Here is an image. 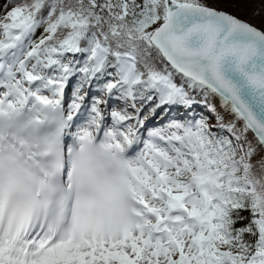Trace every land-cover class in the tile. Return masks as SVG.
I'll use <instances>...</instances> for the list:
<instances>
[{
  "label": "snow or ice",
  "instance_id": "snow-or-ice-1",
  "mask_svg": "<svg viewBox=\"0 0 264 264\" xmlns=\"http://www.w3.org/2000/svg\"><path fill=\"white\" fill-rule=\"evenodd\" d=\"M0 264H264V0H0Z\"/></svg>",
  "mask_w": 264,
  "mask_h": 264
},
{
  "label": "trees",
  "instance_id": "trees-1",
  "mask_svg": "<svg viewBox=\"0 0 264 264\" xmlns=\"http://www.w3.org/2000/svg\"><path fill=\"white\" fill-rule=\"evenodd\" d=\"M220 7L224 8L225 10L231 12L232 14L240 17L241 19H245V20L252 19V20L258 21V19H253V17H252L253 11L247 6V4L236 3L235 5H232V4L220 5Z\"/></svg>",
  "mask_w": 264,
  "mask_h": 264
},
{
  "label": "rangeland",
  "instance_id": "rangeland-1",
  "mask_svg": "<svg viewBox=\"0 0 264 264\" xmlns=\"http://www.w3.org/2000/svg\"><path fill=\"white\" fill-rule=\"evenodd\" d=\"M259 2H257V3H251V4H247V6L253 11L254 9H256L257 8V4H258ZM245 4V3H244ZM256 6V7H255ZM261 7L260 6H258V9H260ZM250 21L252 22V23H258V21H255V20H252V19H250ZM210 122H212V121H210Z\"/></svg>",
  "mask_w": 264,
  "mask_h": 264
},
{
  "label": "bare ground",
  "instance_id": "bare-ground-1",
  "mask_svg": "<svg viewBox=\"0 0 264 264\" xmlns=\"http://www.w3.org/2000/svg\"><path fill=\"white\" fill-rule=\"evenodd\" d=\"M258 6H260V7H261L260 3H258V4H257V8H256V9H258ZM255 7H256V6H255Z\"/></svg>",
  "mask_w": 264,
  "mask_h": 264
}]
</instances>
